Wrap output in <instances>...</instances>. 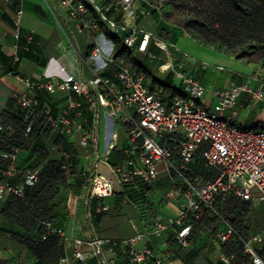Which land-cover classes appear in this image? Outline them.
Masks as SVG:
<instances>
[{
    "label": "built area",
    "instance_id": "1",
    "mask_svg": "<svg viewBox=\"0 0 264 264\" xmlns=\"http://www.w3.org/2000/svg\"><path fill=\"white\" fill-rule=\"evenodd\" d=\"M75 20L79 32L103 31L120 38L124 47L136 54L150 59L157 55L150 51L151 43L162 50L166 61L159 67L164 74H171L174 83L171 88L178 91L171 99L167 98L166 88L159 82L147 83L144 72L134 63L113 55H104L99 44L93 50L92 57L99 59L90 79L77 78L72 74L62 76L57 72L46 74L47 81L34 83L26 79L28 95L18 96V103L27 111L26 133L30 134L35 125L74 140L81 136L82 160L89 173L91 183L83 196H75L85 201V213L92 236L89 240H75L72 257L79 264L86 263L90 257H98V264H115L104 256L105 249L112 245L129 248L131 258L128 264H165L163 258L156 257L154 251L145 245L138 248L146 235L164 236L173 231L177 242L188 249L189 236L194 223L207 217H217L224 225L217 239L227 244L237 235L233 225L223 216L220 201L223 196L232 195L235 199L250 204L264 202V125L261 128H245L236 125V109L244 94L250 101H264V86L253 84L252 80L242 84H233L223 90H209L188 69L183 54L176 44L162 38L157 33L129 23L128 18H137V0H109L105 6L95 0H61ZM92 7V9H91ZM116 11L124 14L123 22L111 19L107 13ZM93 11L98 17L93 15ZM22 11L19 12L21 16ZM16 39L20 38V20L17 21ZM186 36V34H185ZM28 42L33 40L28 36ZM66 52L67 48H63ZM173 51L181 53L176 61ZM109 69V70H108ZM224 70L223 67H220ZM108 71V72H107ZM258 82L256 78L253 79ZM45 89L51 95L67 93V98L59 106L45 104L40 108L36 92ZM210 94L209 107L202 102ZM231 111L227 115L226 112ZM126 131L123 141L127 158L116 166H111L109 156L120 142V130ZM105 132V146L102 149V134ZM202 152L205 166L216 172L214 178L200 175L187 176L192 170L198 152ZM18 149L9 154H1L12 162L3 175L12 179L17 171ZM68 158L67 153H63ZM104 168L108 169L103 171ZM65 176L70 174V166H63ZM161 174L170 177L172 187L165 194L166 200L177 205V214L157 216L149 233H137L125 240L104 239L97 235L93 226V212L90 200L93 198L107 201L116 191V185L134 182L140 179L146 183L158 180ZM23 185L34 186L39 181V169H27L23 174ZM12 194L24 197L23 187L0 180V198ZM106 203L97 208V212H107ZM48 236L66 238L65 230L45 223ZM245 252L250 256V264H264L256 248L264 247V232L247 240L241 239ZM219 244V243H218ZM87 245L89 251H83ZM218 262L232 264L235 252H214Z\"/></svg>",
    "mask_w": 264,
    "mask_h": 264
},
{
    "label": "crops",
    "instance_id": "2",
    "mask_svg": "<svg viewBox=\"0 0 264 264\" xmlns=\"http://www.w3.org/2000/svg\"><path fill=\"white\" fill-rule=\"evenodd\" d=\"M95 1L99 5L105 6L107 0ZM20 11H22L21 16H19ZM93 15L98 17L95 11H93ZM18 20H20L21 34L33 36L31 52L38 61L19 55V41L15 37ZM127 21L129 23L134 22L141 27L134 18H128ZM97 44L100 45L104 55H113L115 45L107 38L104 31L79 32L76 30L75 20L61 4V0H0V148L17 136L19 127L16 97L28 95L25 80L31 79L34 83H44L47 81L46 74L53 72L62 76L72 74L77 78L90 79L94 76L96 66L101 64L99 59L92 57ZM64 47L67 48L66 52L63 50ZM151 52L157 55L153 50ZM173 55L177 60L182 57L181 53L177 52H174ZM163 58L166 61L165 53H163ZM159 60L161 58L158 56L153 61L158 63ZM220 67L224 68L220 65L216 70H212L208 65L198 64L194 66L188 64L189 71L195 72L197 78L207 89L210 88V84H205L203 79L206 75L212 77L217 74V71H222ZM232 77L233 75H224L222 81L215 82L216 85L212 90H223L236 84ZM248 81L247 78L244 83ZM163 83L172 85L171 80ZM39 94L43 103L47 101L52 104L55 102L62 103L67 98V93L59 92L57 95L51 96L45 89H39ZM254 102H251L249 96L244 94L236 108L254 112L255 121L251 128L257 129L258 124L264 125V106L258 104L257 108L251 107ZM206 104L212 107V103ZM226 114H231V111H227ZM238 117L239 113H237L236 121ZM58 138L59 136L54 132H46L42 137L45 147L51 152L53 158L61 155V145L57 143ZM80 140L81 136L76 135V145L82 151ZM35 158L36 156H33L30 148L20 150L16 165L20 169H25L34 162ZM104 171L108 172V169L105 168ZM165 176V174H161L158 177V183L153 186L150 192V200L146 203L147 215H143L139 206L133 202L125 203L122 207L117 208L113 198V201L109 203L111 207L109 213L98 221V231L94 228L97 235L104 239H129L137 233H149L151 230L150 218L153 214L160 216L176 215L177 205L162 198L165 187L160 181ZM116 191H121V187ZM6 201L7 197L0 198V209L5 206ZM257 203L250 204L249 238L264 232V202H259L258 205ZM69 208L70 218L65 226L66 251L61 264H79L72 257L75 250V240H89L93 232L86 218L85 201L78 200L72 194ZM123 213L129 215L130 219L123 222L119 218L116 219L115 215ZM2 229L11 231V234L1 233ZM24 235L23 229L15 226L0 214L1 262L4 264H33L32 260H26L28 245L25 239L21 237ZM175 236L174 232H167L161 237L149 234L138 243L137 247L141 249L148 245L156 257L164 259L165 264H208L210 259L215 263L218 262L216 255L211 253L209 247L200 249L202 238L194 241L191 249L188 250L178 243L174 244ZM256 248L262 249L263 246L257 244ZM81 249L89 251L87 245L82 246ZM104 256L113 260L115 264H128L131 258L129 248L120 244L106 248ZM98 261V257H90L83 264H98Z\"/></svg>",
    "mask_w": 264,
    "mask_h": 264
},
{
    "label": "trees",
    "instance_id": "3",
    "mask_svg": "<svg viewBox=\"0 0 264 264\" xmlns=\"http://www.w3.org/2000/svg\"><path fill=\"white\" fill-rule=\"evenodd\" d=\"M172 1L174 0H137V3L139 2L141 7L138 8V11L139 9H141L140 12L144 14H155L162 8L161 4L163 2L168 5ZM219 1L226 3L228 7H230L234 15L243 18V26L240 29L242 39L241 43H238V46L233 47L231 51L224 50L226 40L225 38H223V40H221L223 49L221 47L217 48V46H215V44L211 41L216 40L218 36H220L218 32H215L211 28H207V26L205 25L199 26L195 22L187 24L185 28L186 30L183 32L182 36L184 37L185 34L187 36L189 33L190 37L200 43L202 46L207 48H211L212 46L217 52L226 54L227 56L233 58H239L241 56L250 58L255 50L264 49V43L262 41L264 39V0ZM108 2L109 0L106 1V4H108ZM107 15L111 19L119 22H123L124 20V14L116 12L114 10L108 12ZM138 22L140 23V21ZM103 31L106 34L107 38L110 39L115 45L113 58H122L127 60L128 62L134 63V65L139 70L146 74L148 84H154L157 82V80L155 79V75L149 68V66L143 64L141 61L135 58L138 54L134 56L130 50L123 46L120 38L109 33L107 30H105L104 27ZM160 32L162 33V35L160 34L161 37L163 36L166 40L174 44H176V42L180 38L178 32H171L169 28L163 27ZM157 34L159 35V33ZM20 35L21 36L18 39L19 55L28 59H36V57L31 52L33 40L31 42H28L27 40L28 36H30L31 34H29L28 36H24L22 34ZM149 49L150 51L153 50L159 57H161V60L158 61L160 67L165 62V58L162 59L161 56L163 54L162 50L156 47L154 43H151ZM151 61L153 60L151 59ZM259 68L264 72V64L260 65ZM232 79L236 84H242L247 80L246 77L238 74H234ZM160 83L166 88L167 98L171 99L178 93V91L172 89L169 84L162 82ZM36 98L40 102V108H43L45 104H51L52 107H56L61 104V102H55L52 104L48 101L43 103L39 94V90H37L36 92ZM16 101L18 104L17 117L19 130L14 140L8 141L6 144H4V146L0 148V180L6 182L8 181L13 185L23 187L25 196L18 197L12 194L7 195V201L5 203V206L0 209V214L5 219L11 221V223H13L15 226L25 231V235L21 237L25 239L28 245L26 260H32L33 264H61L66 251V238L51 235L48 236L46 240H44V236L47 233L45 223L50 222L55 227L65 230V226L67 225L70 218V197L72 194L75 196H83L85 194L87 187H89L91 183L90 175L85 170V166L83 164V150L81 151L77 147L76 141L70 140L69 138L61 136L54 132L59 136L57 143H60L61 145V155L53 158L51 157V152L47 150L42 140V137L46 132L52 131L44 128L42 122L39 124L37 123L33 131L27 135V123L24 120L27 111L23 109L18 103V97H16ZM261 127H263L262 124L257 125V129ZM126 147L128 146L125 142L124 144L122 143V145L121 141L119 142L118 146L112 151L109 156V163L111 166H116L127 158V155L124 152ZM29 148L31 149L33 156H36L34 162L25 169H20L16 165L17 171L15 173V177L12 179L6 178L3 175V172L7 171L10 168L12 162L4 159L1 154H9L14 149H18V151L20 152V150ZM63 153H67L69 157L67 159L64 158L62 156ZM65 164L70 166L69 176L64 175L63 166ZM27 169H39V181L34 186L23 185V174ZM191 169L192 170L185 172V174L189 177L192 176V173L194 175H200L206 178H214L216 175V172L213 169L205 166L201 151H199L196 155L194 162L191 164ZM165 175V178H162L160 181L165 187V189L163 190V199H166L165 194L172 187L170 177L167 174ZM157 181L158 180L152 183H146L140 179H136L134 182L122 184L120 186L121 191H115V194L112 197L115 200V207L120 208L125 203L133 202L139 206V209L143 215H147L148 208L146 207V203L150 200V192L153 189V186L158 183ZM222 201L224 206L223 209H228L233 214V219L230 220L221 210V207L220 210L223 212V216H225V218L229 220V222L233 225L235 232H237V235L233 236L227 244H223L217 239V234L219 232V230H217V232H215L216 240L214 242L208 240L204 236V231H206L207 228L215 230L216 227L222 224L218 223L217 217H207L203 221L194 223V229L192 231V234L188 238L190 242L188 250L191 249L194 241H198L200 238H202V241L200 242V249L209 247L211 253L217 251L218 248L220 249V251H225L228 253L233 251L237 255L232 264H250L251 258L245 252L241 240H247L249 238L248 232H250V227L248 225V220L250 203L235 199L232 195L223 196L220 204ZM90 202L94 216L93 226L98 231V221L104 215L108 214L110 210L107 212H97V208L99 206H103L107 203V201L105 200L93 198L90 200ZM157 216L159 215L153 214L151 216V226ZM222 229H224V225ZM1 233L11 234V231L2 229ZM174 241V244L178 243L176 238H174ZM178 245L182 247L181 244L178 243ZM257 250L259 251L261 257L264 259V247L262 249L258 248ZM0 264L4 263L0 261ZM208 264L222 263H215L210 259L208 261Z\"/></svg>",
    "mask_w": 264,
    "mask_h": 264
},
{
    "label": "rangeland",
    "instance_id": "4",
    "mask_svg": "<svg viewBox=\"0 0 264 264\" xmlns=\"http://www.w3.org/2000/svg\"><path fill=\"white\" fill-rule=\"evenodd\" d=\"M137 7L141 8L139 2L137 3ZM161 7L162 8L155 14H144L140 12L141 9H139V11L137 12L136 21H141L140 25L142 28L159 33V36L162 35L160 30L163 27L169 28L171 32H178L180 38L176 42V46L183 54L187 55V59L185 60L187 65L192 64L195 66L198 64H204L210 66L212 70H216L220 65L224 66L225 69L222 71H217L216 75H213L212 77H210V75H206L203 79L205 84H210V88H208L210 91L215 87L216 81L223 80L224 75L231 76L234 74H238L248 78L249 80H252L253 84L257 83V86H264V72L259 68L260 65L264 64V49L255 50L250 58L242 56L239 58H233L227 56L226 54L217 52L212 46L211 48L202 46L200 43L193 40L190 37L189 33L187 36H182L183 32L186 30L185 28L187 24L195 22L199 26L205 25L207 26V28H211L215 32H218L220 36H218L216 40L211 41L215 44V46H217V48L221 47L223 49V44L221 43V40H223V38H225L226 40L224 50L231 51L233 47L238 46V43H241L242 39L240 29L243 26V18L234 15L232 10L226 3L219 0H174L168 5L163 2L161 4ZM262 41L264 43V39ZM161 56H163V54ZM135 58L141 61L143 64L149 66V68L153 71L157 81L163 83L171 80L172 84L174 83V78L171 74H164L160 71V69L158 68L159 63L151 61L150 58L146 57L143 54H138ZM254 78H256L258 82L254 81ZM209 100L210 94L208 93L206 94V96H204L202 102L208 103ZM258 104L264 106V101L256 100L251 107L257 108ZM235 111L239 113L236 125L243 126L245 128H251L252 123L255 121L254 112H248V110H243L239 107L236 108ZM120 132V141L122 145L126 137V131L124 129H121ZM104 138L105 132L103 130V150L105 146ZM115 188L116 190H119L120 186L116 185ZM112 201L113 198L107 199L108 204ZM258 204L259 202L257 203V205ZM220 207L225 215L230 220H232L233 214L228 209H223V201L221 202ZM115 216L116 219L119 218L122 222L130 219V216L124 213L119 215L117 214ZM222 228L223 225H219L215 228V230L207 228V230L204 231L205 238L214 242L216 240L215 232Z\"/></svg>",
    "mask_w": 264,
    "mask_h": 264
}]
</instances>
